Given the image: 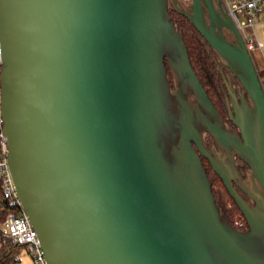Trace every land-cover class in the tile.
Segmentation results:
<instances>
[{
    "label": "water",
    "instance_id": "water-1",
    "mask_svg": "<svg viewBox=\"0 0 264 264\" xmlns=\"http://www.w3.org/2000/svg\"><path fill=\"white\" fill-rule=\"evenodd\" d=\"M171 1L238 79L225 99L238 132L191 67L169 0H0L1 133L47 264H264L258 71L219 0ZM201 156L245 230L220 214Z\"/></svg>",
    "mask_w": 264,
    "mask_h": 264
},
{
    "label": "trees",
    "instance_id": "trees-1",
    "mask_svg": "<svg viewBox=\"0 0 264 264\" xmlns=\"http://www.w3.org/2000/svg\"><path fill=\"white\" fill-rule=\"evenodd\" d=\"M192 0H177L179 6L188 10ZM171 20L175 28L179 31L180 35L185 42L191 67L195 71L202 87L206 91L209 99L216 108L217 112L224 121H231L228 118L227 109L225 105V96L227 94L226 79L230 77L234 84H239L238 79L232 74L230 69L219 57L218 53L211 48L199 32L193 27L191 22L182 14L177 12L176 7L169 0L168 7ZM169 70V75H171ZM259 78L264 77V70L258 71ZM228 84L229 81H228ZM231 86V85H230ZM233 88V87H232ZM241 91L245 94L244 89ZM246 95V94H245ZM0 120V132H1ZM231 128V127H229ZM206 136V137H205ZM204 138L212 141L210 135L205 134ZM206 173L211 179V190L214 195L215 202L219 208L220 214L236 229L245 230L247 228L246 220L236 205L233 198L228 193L225 185L220 177L212 170L208 161L204 158ZM235 168L241 178L246 177L248 166L241 159L235 158ZM214 182H217L221 191H217ZM237 191L244 197L246 195L234 185ZM9 211L7 200L2 192L0 186V221H3ZM0 243V264H17L20 261V256L24 252L21 245H13L10 242Z\"/></svg>",
    "mask_w": 264,
    "mask_h": 264
},
{
    "label": "built area",
    "instance_id": "built-area-1",
    "mask_svg": "<svg viewBox=\"0 0 264 264\" xmlns=\"http://www.w3.org/2000/svg\"><path fill=\"white\" fill-rule=\"evenodd\" d=\"M220 2L238 29L248 52L251 54L253 50L260 48L262 42L257 39L254 27L258 22H264V0H220ZM260 81L264 91V77ZM6 153V138L0 132V186L9 207L6 217L0 221V243L3 241L21 245L30 255L33 264H47L40 249L37 233L22 210L9 171Z\"/></svg>",
    "mask_w": 264,
    "mask_h": 264
},
{
    "label": "flooded vegetation",
    "instance_id": "flooded-vegetation-1",
    "mask_svg": "<svg viewBox=\"0 0 264 264\" xmlns=\"http://www.w3.org/2000/svg\"><path fill=\"white\" fill-rule=\"evenodd\" d=\"M213 1H214L215 4H217V0H213ZM219 1H220V0H219ZM220 5H221L223 11L226 13V10H225V8H224V6L222 5L221 2H220ZM223 33H224V35H225L227 38H229V39H233V36H232V34H231V32H230L229 30L223 28ZM167 75H168V78H169L170 84H171V86H172L173 81H174V80H173V79H174V76H173V74L169 75V69H168V71H167ZM228 81H229L230 84H228ZM226 84H227V86H229L231 89H233L235 92L237 91V86H238L239 84H234L233 80H232L230 77H228V78L226 79ZM230 85H231V86H230ZM232 87H233V88H232ZM226 97H227V94H226V96H225V99H226ZM226 109H227V108H226ZM222 120H223V119H222ZM223 122H224V125H225L227 128L231 127L230 129H234V130H236V131L238 132L237 128H236L232 123H230V122H228V121H224V120H223ZM205 134H207V133H205V132L203 133V144H204L205 148H206V149H210V147L214 144L215 147H216V149H217L218 151H221V149L215 144V142L213 141V139H212L211 142H210V141H206V139L204 138ZM235 158H236V157H234V159H235ZM201 159H202L203 164H205V162H204V157H203V156H201Z\"/></svg>",
    "mask_w": 264,
    "mask_h": 264
},
{
    "label": "crops",
    "instance_id": "crops-1",
    "mask_svg": "<svg viewBox=\"0 0 264 264\" xmlns=\"http://www.w3.org/2000/svg\"><path fill=\"white\" fill-rule=\"evenodd\" d=\"M254 33L259 41L262 42L260 48L251 52V56L257 71L264 70V22H258L254 27Z\"/></svg>",
    "mask_w": 264,
    "mask_h": 264
},
{
    "label": "rangeland",
    "instance_id": "rangeland-1",
    "mask_svg": "<svg viewBox=\"0 0 264 264\" xmlns=\"http://www.w3.org/2000/svg\"><path fill=\"white\" fill-rule=\"evenodd\" d=\"M206 137V136H205ZM206 141H209V139L206 138ZM215 188L217 191H221V187L217 182H214ZM17 264H33L32 259L30 255L27 252H23L20 256V261Z\"/></svg>",
    "mask_w": 264,
    "mask_h": 264
}]
</instances>
